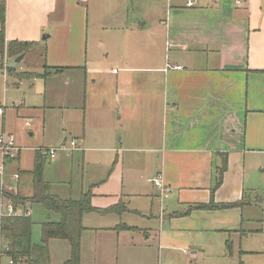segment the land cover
I'll use <instances>...</instances> for the list:
<instances>
[{"label": "crops", "instance_id": "obj_1", "mask_svg": "<svg viewBox=\"0 0 264 264\" xmlns=\"http://www.w3.org/2000/svg\"><path fill=\"white\" fill-rule=\"evenodd\" d=\"M189 1L192 7L186 6ZM0 5L5 45H33L21 62L36 55L43 68L81 72L92 91L102 87V96H95L100 102L92 101L84 111V127L72 139L77 150L69 156L81 153L82 169L87 154L114 157L113 174L89 186H94L96 209L122 203L126 213L131 197H147L150 189L151 197L157 195L159 229L156 246L148 248L155 252V264H174L189 249L197 256L200 250L192 244L214 233H264L262 219L241 220L243 208L253 205L262 212L257 204L194 208L209 202L224 156L227 171L215 203L239 201L244 192H252L254 201L263 187L264 0H1ZM13 61L5 53L3 65ZM166 65L181 70L167 71ZM6 75L0 69V94ZM31 115L22 110L20 117ZM35 147L52 146L30 148ZM35 154L29 169L18 168L13 175L32 171ZM13 161L20 164V153L7 163ZM148 161L155 162L151 171ZM13 175L7 184L16 182L29 192L30 178ZM3 186L10 187L5 175ZM90 253L94 264H110L113 251L103 240L93 243ZM68 257L69 246L54 264Z\"/></svg>", "mask_w": 264, "mask_h": 264}, {"label": "rangeland", "instance_id": "obj_2", "mask_svg": "<svg viewBox=\"0 0 264 264\" xmlns=\"http://www.w3.org/2000/svg\"><path fill=\"white\" fill-rule=\"evenodd\" d=\"M95 50L99 56L101 50L99 48ZM52 71L53 69L43 68L41 58L30 55L26 61L14 68V72L6 75L7 84L0 94V103L5 113L4 118L0 116V134L3 131L5 134H12L16 139V145L20 147L21 156V162L18 165L16 161L5 162L0 154V167L3 166L7 186L15 188L16 182L8 185L7 181L11 180V175L16 173L18 168H30L33 151L37 149L30 147L39 146L41 143L52 148L59 147L63 142L69 145L84 127L83 116L87 106L92 101L100 102L95 99V96L99 94L102 96V87L100 91L99 89L92 91L90 82L85 80L83 73L72 70L70 73L62 72L41 77L42 74H49ZM23 73L37 74V77L31 79L17 77ZM17 107L19 111L16 113ZM22 110H30L32 115L22 119L20 117ZM25 121L30 122L32 129L25 128ZM30 132L33 136L29 135ZM109 161H111L110 164H108ZM113 161L114 157L106 158L104 155H97L96 158H90L87 154L84 169H82L81 153H75L72 159L68 153L59 152L55 161H46L43 177L49 182L52 193L62 199L78 200L81 193H85L84 191H87L90 185L101 181L104 183L110 174H113ZM262 163L260 170L264 169V157ZM107 165H109L108 168ZM145 165H148L151 171L154 169L152 166L155 162L148 161ZM262 173L264 179V171ZM147 188L150 189L148 186ZM259 192L257 196L264 201V180ZM22 193L29 194L28 191H22ZM151 193L153 192L150 189L147 197H131L130 212H123L119 216L100 215L95 212L83 215L82 225L86 230L89 229L81 236V256L84 264H94V257L90 253L91 248L93 243L103 240L109 242L113 251L109 260L110 264H155V252L148 248L156 246L160 199L157 195L154 199ZM252 196L253 194L251 199ZM172 203L175 204L174 201ZM5 206L6 201L0 197V217L5 212ZM25 207H31L33 222L31 240L33 244L38 245L41 242L40 225L46 221L58 222L60 216L48 212L41 204L32 206L26 204ZM262 212L259 207L253 205L251 208H243L242 224L249 223L248 219L250 221L262 219L260 224L264 230ZM169 214H172L171 211ZM244 227L248 226L245 224ZM102 228H110L111 231ZM192 246L200 250V252L195 250L198 254L194 260L192 259L194 251L189 249V255L185 258L177 255L174 264H264V233L247 236L232 232L214 233L211 237L198 238ZM48 249L52 254L53 264L60 263L62 257L68 252V243L50 240ZM0 264H9L6 256L0 259Z\"/></svg>", "mask_w": 264, "mask_h": 264}, {"label": "trees", "instance_id": "obj_3", "mask_svg": "<svg viewBox=\"0 0 264 264\" xmlns=\"http://www.w3.org/2000/svg\"><path fill=\"white\" fill-rule=\"evenodd\" d=\"M5 8L0 5V69H4L8 75L14 69L6 68L3 65V57L14 60L22 54H26L33 46L32 44L12 41L4 43ZM63 69L53 68L49 74H42L45 77L50 74L61 73ZM20 79L37 77V74L23 73L17 75ZM46 160L40 158L36 153L33 169L30 172H19L18 177H28L31 180L29 194L23 195L20 185L13 187H1L0 197L12 205L15 215H2L0 217V251L6 256L9 264H51L48 243L50 240L66 241L69 246V257L62 264H81V236L86 228L82 225V218L85 213L95 212L100 215L116 214L121 215L126 211L122 203L110 206L106 209H96L92 206L93 197L90 187L81 194L78 200L62 199L59 196L48 192V183L44 180L43 173ZM227 171V159L223 157L222 165L217 170L215 183L210 191V200L207 204L194 206L195 209L203 211H220L227 209H242L247 205L257 204L264 213V201L255 195L251 199L252 192H244L239 201L233 203H215L214 193L223 182L224 174ZM254 195V194H253ZM26 204H41L48 212L60 216L58 222L46 221L41 226V242L36 245L32 243L31 233L33 222L31 220V207ZM30 210V215L24 212Z\"/></svg>", "mask_w": 264, "mask_h": 264}, {"label": "built area", "instance_id": "obj_4", "mask_svg": "<svg viewBox=\"0 0 264 264\" xmlns=\"http://www.w3.org/2000/svg\"><path fill=\"white\" fill-rule=\"evenodd\" d=\"M78 1L80 3H85L87 0H78ZM237 4H239V0H237ZM186 6L192 7L193 2L191 1L187 2ZM170 69L180 71L181 67L166 65L165 70L168 71ZM2 113H3V107L1 106L0 114ZM26 126H30V124L27 123ZM76 146H77V141L72 140L70 141L69 145H66V143L63 142L60 144L59 147H56V148L39 147L35 150V152L40 156L41 159L46 160V161H51L56 158L59 152H65V153L71 154L72 152L77 150ZM19 153H20V147L16 145L14 137L10 134H5V133L0 134V154L3 157V160L5 162H7V160L9 159L13 160L18 156ZM12 177L13 179H17L18 176L13 175ZM3 179H4V170H3V166H1L0 167V188L3 187ZM15 214L16 212L14 211L12 205L9 203H6L5 212L2 213V215L11 216ZM24 214L26 216L30 215V210H27L26 212H24ZM0 255L2 256L1 251H0Z\"/></svg>", "mask_w": 264, "mask_h": 264}, {"label": "water", "instance_id": "obj_5", "mask_svg": "<svg viewBox=\"0 0 264 264\" xmlns=\"http://www.w3.org/2000/svg\"><path fill=\"white\" fill-rule=\"evenodd\" d=\"M23 58H24V54L18 56L17 58L14 59L13 62H11L10 64H8V65L6 66V68L14 69V68L17 66V64L21 62V60H22ZM192 255H193V254H192ZM194 255H196V254H194ZM194 255L192 256V259H193V260H194V258L196 257V256H194ZM193 260H192V261H193Z\"/></svg>", "mask_w": 264, "mask_h": 264}]
</instances>
